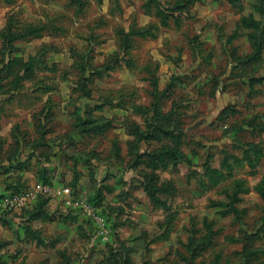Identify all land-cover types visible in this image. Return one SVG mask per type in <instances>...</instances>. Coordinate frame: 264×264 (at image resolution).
<instances>
[{"label":"rangeland","instance_id":"rangeland-1","mask_svg":"<svg viewBox=\"0 0 264 264\" xmlns=\"http://www.w3.org/2000/svg\"><path fill=\"white\" fill-rule=\"evenodd\" d=\"M0 264H264V0H0Z\"/></svg>","mask_w":264,"mask_h":264},{"label":"built area","instance_id":"built-area-1","mask_svg":"<svg viewBox=\"0 0 264 264\" xmlns=\"http://www.w3.org/2000/svg\"><path fill=\"white\" fill-rule=\"evenodd\" d=\"M37 187H39V191H42V192H48L49 191L48 190L49 189L48 186H46L44 184L38 183L37 184ZM65 191L68 192L69 191V188H66ZM29 193L30 192L24 193L23 195L18 196L17 197V200H16L17 204L22 205V206L24 204H26L30 200V194Z\"/></svg>","mask_w":264,"mask_h":264},{"label":"trees","instance_id":"trees-1","mask_svg":"<svg viewBox=\"0 0 264 264\" xmlns=\"http://www.w3.org/2000/svg\"><path fill=\"white\" fill-rule=\"evenodd\" d=\"M10 31H11V30H9L8 32H10ZM130 45H131V44H129V43L127 44V46H130ZM258 53H259V52H258ZM88 68H89V67H88ZM88 79H89V78H88ZM85 90H86V88H85ZM88 93H89V92H88ZM157 103H158V102H156L154 105L157 106V108H158V105H159V104H157ZM149 187H150V185H149V183H148L147 188H149ZM149 193H150V192H149Z\"/></svg>","mask_w":264,"mask_h":264}]
</instances>
